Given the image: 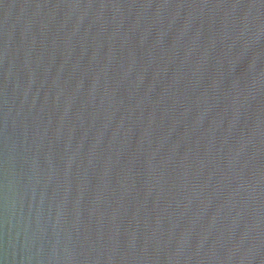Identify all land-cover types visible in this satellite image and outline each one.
<instances>
[{
	"label": "water",
	"instance_id": "obj_1",
	"mask_svg": "<svg viewBox=\"0 0 264 264\" xmlns=\"http://www.w3.org/2000/svg\"><path fill=\"white\" fill-rule=\"evenodd\" d=\"M0 264H264V0H0Z\"/></svg>",
	"mask_w": 264,
	"mask_h": 264
}]
</instances>
